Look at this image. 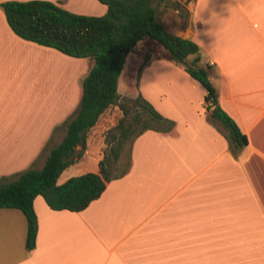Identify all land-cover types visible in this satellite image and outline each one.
<instances>
[{
  "label": "crops",
  "instance_id": "1",
  "mask_svg": "<svg viewBox=\"0 0 264 264\" xmlns=\"http://www.w3.org/2000/svg\"><path fill=\"white\" fill-rule=\"evenodd\" d=\"M49 1L84 15L108 10L99 0ZM185 8L189 21L174 32L201 46L219 103L248 144H230L208 120L206 88L182 64L152 54L139 94L174 127L136 136L128 171L85 209L55 210L38 195L32 249L24 212L0 208V264H264V0H186ZM137 48L126 59L133 54L135 69ZM92 65L20 37L0 6V177L43 167ZM112 106L88 131L80 160L94 165L79 175L100 169L109 128L100 121L116 124Z\"/></svg>",
  "mask_w": 264,
  "mask_h": 264
},
{
  "label": "trees",
  "instance_id": "2",
  "mask_svg": "<svg viewBox=\"0 0 264 264\" xmlns=\"http://www.w3.org/2000/svg\"><path fill=\"white\" fill-rule=\"evenodd\" d=\"M99 1L108 7L106 14L101 16L78 14L49 0H7L0 4L9 25L20 37L70 56L94 60L82 82L79 107L72 118L59 126L66 129V134L58 145L49 150L43 167L27 168L11 176L0 177V208H19L24 212L28 221V249L36 246L38 218L34 199L38 195H42L52 209L81 211L102 195L111 179L128 171L131 160L121 174L111 173L127 138L133 136L134 139L149 129L169 131L174 127L175 122L164 117L141 94L135 99H122L118 90L127 54L145 38L164 46L172 60L182 64L192 77L203 84L207 118L224 128L230 144L238 147L248 144L246 134L219 103L216 87L208 69L202 64L199 43L176 34L162 20L160 7L165 6V9L167 0H157V6L153 4L155 0ZM173 5L176 10L182 6L179 0H174ZM180 15L189 18V11L185 8ZM151 56L150 53L145 54L139 69L148 63ZM190 56H193L191 60ZM128 102L136 106L131 117ZM112 105L119 106L124 116L107 131L108 147L99 162V172L72 176L58 184L61 173L82 158L88 131Z\"/></svg>",
  "mask_w": 264,
  "mask_h": 264
},
{
  "label": "rangeland",
  "instance_id": "3",
  "mask_svg": "<svg viewBox=\"0 0 264 264\" xmlns=\"http://www.w3.org/2000/svg\"><path fill=\"white\" fill-rule=\"evenodd\" d=\"M173 1L174 0H167L166 4L168 6L165 9H163L165 6L160 7V8H162L161 18L165 22L166 26H168L169 28H171L173 30H178L180 25H183L184 23L189 21L188 18L180 15V13L184 12L186 0H179L181 2L182 6H180V8L178 10L175 9V6L173 5ZM153 4L157 6V0H155L153 2ZM137 47L138 48H137L135 53L137 55L141 56V62L144 61V56L146 53H150V55L155 54L157 56H158V54L160 55L163 53L169 55L168 50L164 46L157 43L156 41L153 42V40L150 41L148 39H145L144 42L142 41V42L138 43ZM128 54H130V53H128ZM128 54H127V56H128ZM132 55L129 56V58H130L128 60L129 64L125 63V66L123 69L124 72H123V75L121 78L120 88L118 89L119 92L123 95L122 99H125V98L126 99H135L136 97H138L139 92H140V88H141L139 74L142 73V69L144 66L141 69L133 68V66H134L133 63H135L136 61H134L135 59H134V57H132ZM191 57H193V56H190L189 59H192ZM91 60L93 61V64H94V60L93 59H91ZM127 69L131 72V74ZM82 90H83V87H82ZM128 105L130 106V109L132 110L130 115H129V117H131L132 114L136 110V106L131 105V102H128ZM78 107L79 106H77L76 109L72 113L69 114V116L62 122V124H64V122H66L67 120H69L70 118H72L74 116ZM116 113H119V115L121 117ZM110 115H112V117L115 118L114 121L117 124L118 121L120 120V118H122L124 116V113L120 109L119 106L118 107L112 106L111 110H110ZM129 117H127V118H129ZM62 124H60V125H62ZM100 125L102 128L109 127L107 130H105V133H104L105 134L104 142L106 143L105 144L106 146L104 147V152H105L107 147H108V142L106 140L107 131L110 128H113L115 125L112 126V121L109 122L105 118L101 119ZM132 140H133V136L127 138L124 141L123 150L121 152V157H120L119 161L111 167L112 175H119L127 168L128 162L130 161ZM93 165H94V160L91 156H87L86 158H84L80 161L78 160L75 163L68 166L65 169V171L61 173V175L58 178V181H60V184H61V183L65 182L67 179H69L70 177L79 175L78 172H80V170L82 168H84V167L90 168ZM29 168H36V167L31 166ZM91 172H95V171H91ZM96 172H99L97 168H96Z\"/></svg>",
  "mask_w": 264,
  "mask_h": 264
},
{
  "label": "clouds",
  "instance_id": "4",
  "mask_svg": "<svg viewBox=\"0 0 264 264\" xmlns=\"http://www.w3.org/2000/svg\"><path fill=\"white\" fill-rule=\"evenodd\" d=\"M214 84H216L217 86L223 85L222 81H215Z\"/></svg>",
  "mask_w": 264,
  "mask_h": 264
}]
</instances>
